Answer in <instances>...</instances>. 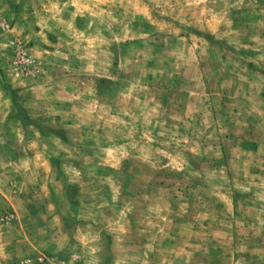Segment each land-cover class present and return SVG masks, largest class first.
I'll list each match as a JSON object with an SVG mask.
<instances>
[{"label":"rangeland","instance_id":"obj_1","mask_svg":"<svg viewBox=\"0 0 264 264\" xmlns=\"http://www.w3.org/2000/svg\"><path fill=\"white\" fill-rule=\"evenodd\" d=\"M0 243L264 264V0H0Z\"/></svg>","mask_w":264,"mask_h":264},{"label":"built area","instance_id":"obj_2","mask_svg":"<svg viewBox=\"0 0 264 264\" xmlns=\"http://www.w3.org/2000/svg\"><path fill=\"white\" fill-rule=\"evenodd\" d=\"M15 59H16V63L20 66L27 67L30 64L29 59L26 57L24 50L21 48L16 49Z\"/></svg>","mask_w":264,"mask_h":264},{"label":"crops","instance_id":"obj_3","mask_svg":"<svg viewBox=\"0 0 264 264\" xmlns=\"http://www.w3.org/2000/svg\"><path fill=\"white\" fill-rule=\"evenodd\" d=\"M0 244H2V243H0ZM8 258H11V255H9L6 250L0 248V264H8L9 260H6Z\"/></svg>","mask_w":264,"mask_h":264}]
</instances>
